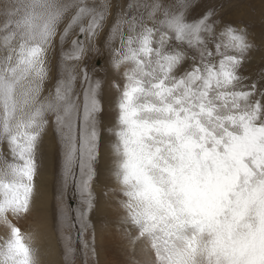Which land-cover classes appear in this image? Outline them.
Instances as JSON below:
<instances>
[{
	"label": "snow or ice",
	"instance_id": "obj_1",
	"mask_svg": "<svg viewBox=\"0 0 264 264\" xmlns=\"http://www.w3.org/2000/svg\"><path fill=\"white\" fill-rule=\"evenodd\" d=\"M223 11L202 0H0V264H53L43 225L21 223L47 219L53 147L59 264L78 253L96 264L99 195L127 264H264V59L249 67L264 37ZM102 146L111 183L98 194Z\"/></svg>",
	"mask_w": 264,
	"mask_h": 264
},
{
	"label": "rangeland",
	"instance_id": "obj_2",
	"mask_svg": "<svg viewBox=\"0 0 264 264\" xmlns=\"http://www.w3.org/2000/svg\"><path fill=\"white\" fill-rule=\"evenodd\" d=\"M222 3L224 18L232 21L233 23H243L250 26V31L255 34L257 43L261 42L264 37V0H202V4L209 3ZM200 10L197 9L198 13ZM195 14V13H194ZM255 61L250 68L254 69L264 59V47L259 52L254 53ZM90 63L94 62L97 67H100L104 62L97 58H90ZM115 93L110 88H105L104 94V112L101 117L103 123L107 125L113 116V102ZM106 143H107V136ZM101 160L98 164L99 179L97 181V193L99 194L105 186L110 185L111 181L107 178V169L109 165V149L102 146ZM44 187L47 193V219H43V213H33V216L28 220L22 221V227L28 230L35 221L48 227L50 232V240L55 241L57 262L61 260V245L59 242L58 231L55 226V193L57 187L58 173H59V153L56 148L46 150L44 159ZM69 204L73 207L76 205L74 197L69 199ZM113 205L108 199L99 195L97 207L91 214V222L95 226V252L96 264H127L129 256L126 250V243L120 237L119 232L116 230L117 217L113 211ZM74 238L77 241V248L80 249L79 237L74 232ZM91 239V237H87ZM50 241H44L45 245ZM77 264H83L80 254L77 256Z\"/></svg>",
	"mask_w": 264,
	"mask_h": 264
},
{
	"label": "bare ground",
	"instance_id": "obj_3",
	"mask_svg": "<svg viewBox=\"0 0 264 264\" xmlns=\"http://www.w3.org/2000/svg\"><path fill=\"white\" fill-rule=\"evenodd\" d=\"M114 211V210H113ZM115 212V211H114ZM46 226V225H45ZM45 226H43V239H44V241H45V239L46 240H48V241H50V242H48V243H46V246H49V248H50V256L49 257H46V259H48V260H50V261H52L53 262V264H59L58 262H57V258L55 257V254H56V245H55V241H53V240H50V232L48 231V227H45ZM108 263V261L106 260L105 262H104V264H107Z\"/></svg>",
	"mask_w": 264,
	"mask_h": 264
}]
</instances>
